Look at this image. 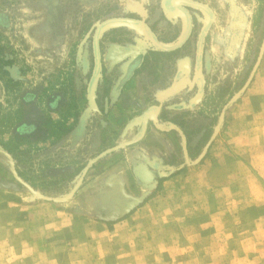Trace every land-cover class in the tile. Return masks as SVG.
Returning <instances> with one entry per match:
<instances>
[{"label":"rangeland","instance_id":"obj_1","mask_svg":"<svg viewBox=\"0 0 264 264\" xmlns=\"http://www.w3.org/2000/svg\"><path fill=\"white\" fill-rule=\"evenodd\" d=\"M173 1L0 0V264H264V0Z\"/></svg>","mask_w":264,"mask_h":264},{"label":"crops","instance_id":"obj_2","mask_svg":"<svg viewBox=\"0 0 264 264\" xmlns=\"http://www.w3.org/2000/svg\"><path fill=\"white\" fill-rule=\"evenodd\" d=\"M127 90V92L129 93L127 96L129 98V101H133V103H137L139 110L142 109L143 113H154L156 112V110H158V107H162V104H160L159 106L156 103H150L148 102L147 98H145V100L143 101V99L141 98V92L139 91L138 87H137V82L136 80H132L131 82H129L127 84V87L125 88ZM139 98V102L137 101V99ZM142 102V103H141ZM160 109V108H159ZM149 136L153 139L156 138L158 140H165V139H172L173 141H175V143L178 141V135L173 131V132H159V131H150L149 130ZM156 147V146H155ZM153 147V148H155ZM154 151L159 152V153H163L162 151V147L161 146H157ZM182 174H185L184 172ZM179 176H171L169 179L164 180L162 183L159 182V180H157L156 177H154L153 181H152V186L153 188H157L158 192L154 195L149 197L147 200H145V202L143 203L142 207H141V212H144V210H147L148 208H150V206H152L153 202H155L157 200V198L159 197V191H160V187L162 189V191L167 192L168 194L170 192H172L173 190L176 189V185L179 182ZM145 188V187H144ZM147 188H150L149 186H147ZM178 189V188H177ZM162 193V192H161ZM166 193V194H167ZM143 210V211H142ZM139 211H135L133 212L129 217L133 216L134 214L139 215L140 212ZM129 219V218H127ZM126 219V220H127ZM125 221V220H124ZM123 220L119 222H115L113 223L114 226L124 222ZM107 225V224H106ZM108 226V225H107Z\"/></svg>","mask_w":264,"mask_h":264},{"label":"water","instance_id":"obj_3","mask_svg":"<svg viewBox=\"0 0 264 264\" xmlns=\"http://www.w3.org/2000/svg\"><path fill=\"white\" fill-rule=\"evenodd\" d=\"M182 2H186L185 0H181ZM99 33L100 30H97L96 36H95V45H96V49L98 50L99 48V44H98V37H99ZM99 64V61H98ZM148 113H146L145 115H147ZM151 118L153 120H155V118L153 116H151ZM146 123V121H145ZM183 135V134H182ZM184 137V149L186 151V146H187V139L186 137L183 135ZM88 169V168H87ZM86 169V171H87ZM137 176L139 178V180L143 183L149 184L153 181L154 177L152 175V173L149 171V169L146 166H140L137 169Z\"/></svg>","mask_w":264,"mask_h":264},{"label":"trees","instance_id":"obj_4","mask_svg":"<svg viewBox=\"0 0 264 264\" xmlns=\"http://www.w3.org/2000/svg\"><path fill=\"white\" fill-rule=\"evenodd\" d=\"M176 174V173H175ZM175 174H173V175H171V176H174ZM171 176H168V177H165V178H161V179H158L159 180V182L160 183H162L164 180H167V179H169ZM133 212V211H132ZM132 212L130 213V214H132ZM129 214V215H130ZM129 215H126L125 217H123V218H121V219H119V220H122V219H124V218H127Z\"/></svg>","mask_w":264,"mask_h":264},{"label":"bare ground","instance_id":"obj_5","mask_svg":"<svg viewBox=\"0 0 264 264\" xmlns=\"http://www.w3.org/2000/svg\"><path fill=\"white\" fill-rule=\"evenodd\" d=\"M173 2L176 4V3H180V2H182V1H181V0H174ZM175 4H173V6H174Z\"/></svg>","mask_w":264,"mask_h":264},{"label":"flooded vegetation","instance_id":"obj_6","mask_svg":"<svg viewBox=\"0 0 264 264\" xmlns=\"http://www.w3.org/2000/svg\"><path fill=\"white\" fill-rule=\"evenodd\" d=\"M175 4L174 2L172 3V5ZM181 5V3H179ZM179 4L177 5V7L179 6ZM176 5V4H175ZM176 9V8H175ZM178 9V8H177Z\"/></svg>","mask_w":264,"mask_h":264}]
</instances>
